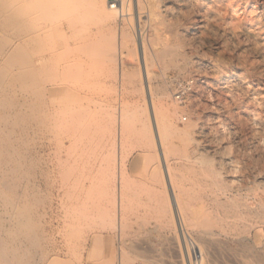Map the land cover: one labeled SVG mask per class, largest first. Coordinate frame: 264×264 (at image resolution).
<instances>
[{
    "label": "rangeland",
    "instance_id": "374dc122",
    "mask_svg": "<svg viewBox=\"0 0 264 264\" xmlns=\"http://www.w3.org/2000/svg\"><path fill=\"white\" fill-rule=\"evenodd\" d=\"M34 1L4 8L30 13L43 56L44 264H264L252 253L264 252V0H107L120 19L117 9L104 18L92 0ZM118 26L130 34L122 49L113 44ZM19 40L11 66L21 101L29 66ZM163 43L175 46L174 61L155 54ZM186 79L194 89L177 101ZM161 84L178 112L160 108ZM119 109L129 110L122 152ZM119 157L118 232L101 214L117 213Z\"/></svg>",
    "mask_w": 264,
    "mask_h": 264
},
{
    "label": "bare ground",
    "instance_id": "6f19581e",
    "mask_svg": "<svg viewBox=\"0 0 264 264\" xmlns=\"http://www.w3.org/2000/svg\"><path fill=\"white\" fill-rule=\"evenodd\" d=\"M31 1L36 5L40 4L34 0ZM92 1L98 5L97 10L106 19L111 17L113 9L118 10L119 19L124 16L121 7L116 8L113 3L107 0ZM7 3L8 0H0V57L4 59L0 62V264H44L45 257H47L46 230L43 214L39 211L38 204L44 200L42 188L46 181V169L42 161L44 155L42 142L45 134L46 117L41 113L40 103L38 104L42 92L38 88L37 80V73H39L37 70L43 63V56L41 49L38 48L37 40H33L37 32L31 25L30 13L19 6H15L14 9H6L4 6ZM117 33V39L113 43L114 47L121 49L127 47L130 34L126 26H118ZM156 37L155 35L153 38ZM15 39H20V42L18 41L19 43L15 45L17 49L25 52V57H23L29 66L20 77V86L26 84V88L22 92L24 99L21 101L17 99L14 93V73L11 66L16 50L12 48ZM158 42L154 40L150 44L154 47ZM141 47L146 52L147 47L144 41H141ZM154 50L161 60L170 59V61H174L173 58L176 54L174 45L163 43L162 48H155ZM66 66V62L63 61L62 68L65 69ZM184 66L185 63H182L179 68L182 69ZM127 75L130 77L132 74L127 72ZM146 76L149 96L151 97L148 70ZM144 83L143 81V85ZM155 94L159 99L160 108L178 112V105L172 102L166 84L158 85ZM151 106L157 135L159 138L161 136L162 142L160 127L158 130L157 106L154 103ZM118 113H124L123 115L118 114L116 117L117 139L115 140L117 151L122 152L129 110L119 109ZM120 161L122 162V158L119 157L117 162V215L115 214L112 218L108 212L101 214V221L116 228L118 232L124 227L122 225V221H124L122 192L119 190L124 171L122 168L120 169ZM207 163L209 164L210 161L207 160ZM168 173L170 175V170L168 172L167 169V176ZM207 174L211 177L214 186L225 190V185L223 187L220 178H218L219 173L208 166ZM173 197L177 206L180 205L176 193H173ZM231 197H227L226 200L231 201L235 208L241 206L237 200ZM223 219L225 221L226 218ZM187 220L192 225L196 224L193 216L188 215ZM252 253L264 258V252L252 251ZM202 259L203 250L201 249L200 260L202 261Z\"/></svg>",
    "mask_w": 264,
    "mask_h": 264
},
{
    "label": "built area",
    "instance_id": "2783aa9c",
    "mask_svg": "<svg viewBox=\"0 0 264 264\" xmlns=\"http://www.w3.org/2000/svg\"><path fill=\"white\" fill-rule=\"evenodd\" d=\"M195 83L193 79L181 80L177 83V88L174 93L175 99L183 101L187 95L194 89Z\"/></svg>",
    "mask_w": 264,
    "mask_h": 264
}]
</instances>
